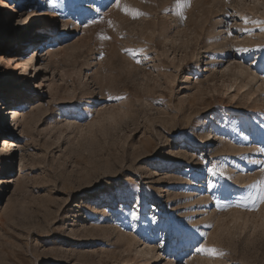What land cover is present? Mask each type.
<instances>
[{
    "label": "rangeland",
    "instance_id": "rangeland-1",
    "mask_svg": "<svg viewBox=\"0 0 264 264\" xmlns=\"http://www.w3.org/2000/svg\"><path fill=\"white\" fill-rule=\"evenodd\" d=\"M6 120L0 264H264V0H0Z\"/></svg>",
    "mask_w": 264,
    "mask_h": 264
},
{
    "label": "bare ground",
    "instance_id": "bare-ground-1",
    "mask_svg": "<svg viewBox=\"0 0 264 264\" xmlns=\"http://www.w3.org/2000/svg\"><path fill=\"white\" fill-rule=\"evenodd\" d=\"M6 5L8 6V9L10 10V12H12V10L14 9V6H13V3H6ZM43 12H45L44 10H42V11H40L39 12V14H42ZM52 12V11H51ZM229 14V12H226V14L225 15H228ZM47 15H49V13H47ZM229 16H230V14H229ZM2 20H3V18H2ZM45 20L46 21H50V18H45ZM55 27V25H52V24H50V25H47L46 26V28L45 29H43V31H44V33H46L45 31H50V28H54ZM30 42L31 41H28L27 43H26V47H24L23 49H21L20 51H18V54H13V58H14V60H15V62H17V64L18 65H20L21 66V68H22V70H23V72H27L28 71V69L30 68V66H31V64L33 65L34 63H35V61H37V63H38V61H39V59H40V57H41V52H43V50H39V47H41L42 45L41 44H39L37 47H35V48H33V50H31L30 52H28L29 51V49L31 48V44H30ZM50 43V42H49ZM45 47L46 46H44V49H45ZM54 47H55V45L53 44H51L50 43V45L47 47V53L46 54H49V57L51 56V57H57V56H59V53L58 52H56L55 51V49H54ZM12 53H17V52H14V51H11ZM45 54V55H46ZM226 57H228L227 55H224V56H222V58H224V59H226ZM48 60H44L43 61V66H46L47 68L49 67V65H48V62H47ZM54 62H56V61H54ZM59 62V61H58ZM249 67H251V66H249ZM251 75L250 74H248L247 73V77H250ZM19 95L18 96H16V97H12V103H13V108H11V109H9L8 111L6 110L5 111V115H8V123L10 124L11 122H10V119H11V117H13V119H14V121L16 122V124H18V120H19V114H20V110H19V108H18V103H19V101H18V99H19ZM12 115V116H11ZM4 121H2V122H0V126L2 127V128H7L9 125H8V123H7V120H6V123H4ZM263 125V124H262ZM29 127L30 126H28V125H26V123L25 124H22V126H21V128H22V130H21V132H23V134L24 133H27L28 132V129H29ZM262 128H264V126L262 127ZM255 129V128H254ZM1 133V132H0ZM2 133H4V131H2ZM12 134H13V132H9V129H8V131H7V137L3 140L4 141V145L3 146H6V147H4L5 148V150H6V152H7V150L9 149V146L11 145V144H13L12 143V140L10 139V137L12 136ZM259 139L262 141V140H264V135L263 136H260L259 137ZM217 143V140H215V134L214 135H212L211 133H210V135H208V138H207V140L204 142V145H206V148L208 149L209 147H212V146H214L215 144ZM3 147H0V150H3L4 149ZM202 149H200V151H201ZM233 151H235V150H233ZM232 151V152H233ZM187 154H184L183 156H185V157H183V158H180L179 159V161L178 162H176V163H172V164H166V168H168L167 169V171H170V170H172V169H176V168H178L179 167V165H181V163H182V160L183 159H191L190 157H187L186 156ZM205 158L206 157H204L203 159L205 160ZM203 160V161H204ZM197 161H198V159H197ZM201 162L202 161H200L199 162V164H201ZM207 162V161H206ZM192 163V162H191ZM198 163V162H197ZM196 163V164H197ZM204 164V166H205V162L203 163ZM207 164V163H206ZM203 168L204 167H202V166H200L199 165V167H198V174H197V178H199L200 176H202L203 175ZM205 171V170H204ZM224 173V172H223ZM226 174V173H225ZM171 228H168V230H170ZM197 230V229H196ZM180 231V230H179ZM183 231V230H182ZM200 232H199V229L196 231V234H199ZM183 235H187V232H183ZM198 250V249H197ZM144 255V254H143ZM142 254L140 255V257L137 259L138 260V262L140 263V264H148V262L150 261L151 262V264H153V263H158V264H166V263H163L164 261H165V259L164 260H161V255H159V254H155V255H153L150 259L149 258H147L145 255L143 256ZM149 262V263H150ZM174 263V262H173Z\"/></svg>",
    "mask_w": 264,
    "mask_h": 264
},
{
    "label": "snow or ice",
    "instance_id": "snow-or-ice-1",
    "mask_svg": "<svg viewBox=\"0 0 264 264\" xmlns=\"http://www.w3.org/2000/svg\"><path fill=\"white\" fill-rule=\"evenodd\" d=\"M112 3H113V4H116L117 6H119V4H120V0H112ZM125 11L127 12L128 9H125ZM139 15H144V13L136 12V13L134 14V18H136V17L139 16ZM105 39H108V37H105ZM235 51H237V52H239V53H243V52H247V51H249V49H237V50H235ZM261 203H264V196L261 197ZM203 250H205V251H210L213 255H217V254H218V250L215 249V248H213V249H203Z\"/></svg>",
    "mask_w": 264,
    "mask_h": 264
}]
</instances>
